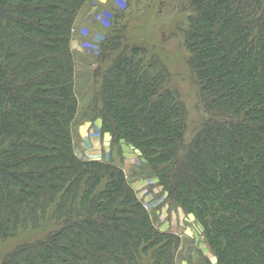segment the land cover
<instances>
[{
  "label": "trees",
  "instance_id": "trees-1",
  "mask_svg": "<svg viewBox=\"0 0 264 264\" xmlns=\"http://www.w3.org/2000/svg\"><path fill=\"white\" fill-rule=\"evenodd\" d=\"M181 2L177 28L205 116L193 132L160 56L125 42L126 11L106 23L98 50L85 49L100 89L82 113L73 43L96 0H0V243L56 226L1 264H177L181 238L155 225L124 170L76 152L81 114L100 120L113 154L139 152L216 264H264V8Z\"/></svg>",
  "mask_w": 264,
  "mask_h": 264
},
{
  "label": "rangeland",
  "instance_id": "rangeland-1",
  "mask_svg": "<svg viewBox=\"0 0 264 264\" xmlns=\"http://www.w3.org/2000/svg\"><path fill=\"white\" fill-rule=\"evenodd\" d=\"M114 1L115 0H112L111 2V0H108L106 4L102 3L104 6L96 2L97 5L96 8H93V14L89 25L86 23L85 25L79 26V28H81L79 30L83 28L86 29L88 35L85 36L82 34V36H76V40H80V42H78L79 44L85 43L88 45L91 43L96 47L98 41L101 40L103 36L107 35V30L110 28H106V26H103V24L97 20V14L102 13L106 15L107 22L115 25L117 23L115 21V11H126V14L121 17L120 21V23L128 24L126 30L127 39L125 42H137L142 44V46L149 51L146 52L144 50L147 56L154 53L160 56V63L165 67L170 76V86L178 92L179 98L185 107L188 129L193 132V130L201 125L205 116L199 106L198 89L192 81L189 67L185 62V59H187V52L183 48V32L177 28L178 25L182 27L185 22V14L181 12L182 0H127L125 8L122 9L118 7L117 3L114 4ZM261 2L264 8V0H261ZM159 7H162L160 12ZM87 10H89V7L82 13V19H85L84 14L86 18L88 17ZM81 18L79 21H81ZM90 24L97 26L95 31H93V29L89 30L91 27ZM163 40L166 42L164 43ZM125 42L123 45H125ZM89 49L94 51V48ZM76 53V92L80 102H83L82 107H80L82 108L80 112H86L85 105L93 98L95 91L100 89V85L96 84V82L89 77L90 72L96 70L98 63L95 57L90 56V52H88V54L87 52L81 53V51ZM93 131L94 130L89 132L87 136L80 137V139L76 137L75 139L74 146L76 152H79L88 159H92L90 151L94 149V142L92 139H95L96 136L93 135ZM125 146L130 150V153H132L126 157L131 159L129 160L130 163H132L131 174L135 177L130 179L128 178L129 176H127V178L132 183L133 187L136 178H142L141 187L139 189L134 187L138 191L139 196H141L143 187L148 183L151 177L149 176V171L145 169L144 164L139 160V152L127 145ZM122 153H124V148H122ZM99 157L100 160L104 162L112 161V163L119 167L123 165L121 167L122 169L126 162L125 155L123 157V155L119 153L113 154L111 149L105 150ZM149 188L153 191V197L156 198L157 196V198H161L164 196V193L157 187L156 183L149 186ZM154 190L159 191L156 193ZM167 206L166 213L170 210V212L174 214L175 219L171 221L172 225L165 226V223H167L169 219L162 208L157 212H153L152 218L155 225L161 230L172 232L181 238V246L177 251L176 257L177 264H207L208 261L211 264H216V259L206 246L202 230L196 224L194 217L185 214L181 209L175 206ZM55 229L56 226L51 223L41 226L38 229L22 230L17 235L5 239L0 243V264L18 247L41 241ZM145 260L148 261V258L146 257Z\"/></svg>",
  "mask_w": 264,
  "mask_h": 264
},
{
  "label": "crops",
  "instance_id": "crops-1",
  "mask_svg": "<svg viewBox=\"0 0 264 264\" xmlns=\"http://www.w3.org/2000/svg\"><path fill=\"white\" fill-rule=\"evenodd\" d=\"M107 1L108 0H96L97 4H100V5H102V3L106 4ZM111 2H112V0H111ZM102 6H104V5H102ZM82 18H81V21H78V25L79 26H81L83 24L85 25V23L83 21L84 19H82ZM84 18H86L85 14H84ZM90 25H91V27L89 28V30L93 29V31H95V28H97V26L96 25H92V24H90ZM96 33H98V32H96ZM86 35H88V32H87ZM76 39L77 38H75V42L73 43V49L76 50V51H79V52L81 51V53H85L86 50L82 48L83 44H79L78 42H80V40H76ZM82 103L83 102L81 101L80 102V107H82ZM80 109H82V108H80ZM99 125L101 126V122H100L99 119L93 120V117L92 116H90V115H86V116L84 115L83 116L81 114V116H79V118H78L77 125L75 127V136L78 139H80V137L82 138L84 136H87L89 132H92V130H95V128L98 127ZM92 140L94 142V149L92 151H90L92 159H95V160L97 158L100 159L99 156L102 155L105 150L111 149V136L108 133L101 134V137L100 138H96L95 137V139H92ZM122 148H124L123 157L125 155V161H126L125 162V165H124V168H123L124 169V172L126 173L127 176H129L128 178H130V179L132 178L133 179L135 177L133 176V174H131V172H132V169H131L132 168V163H130V161H129L131 159H129V158L126 157V156H129L132 153H130V150L127 149L125 145L124 146L122 145ZM122 166L123 165H121V167ZM141 185H142V178H136V181L134 183V187L136 189H139L141 187ZM167 205L168 204H166L162 208V210L165 213H166V208L168 207ZM166 215L168 216L169 221L167 220L168 222L165 223L166 225L165 224L164 225L165 226L172 225V222L171 221H174V219H175L173 212H170V210H168V212L166 213ZM165 220H166V217H165ZM179 220H181V219H179Z\"/></svg>",
  "mask_w": 264,
  "mask_h": 264
},
{
  "label": "built area",
  "instance_id": "built-area-1",
  "mask_svg": "<svg viewBox=\"0 0 264 264\" xmlns=\"http://www.w3.org/2000/svg\"><path fill=\"white\" fill-rule=\"evenodd\" d=\"M114 2L115 4L117 3L118 7L121 9L125 8L127 4V0H115ZM97 20L100 21L104 25H106L107 23L106 15H103L102 13L98 14ZM89 48L91 49L94 48V50H98L96 49L98 47L93 46L91 43L88 45L85 43L83 44V49L88 50ZM93 133H94L93 135L96 136V138H99L101 136V126L99 125L98 127H96ZM152 184H154V181L149 180L148 183L143 187V190L141 193V197L146 198L144 201L145 202L144 208L149 212L161 208L166 203V198H167L165 194L161 198L153 197V191H151V188H149V186H151ZM154 192H156V190H154Z\"/></svg>",
  "mask_w": 264,
  "mask_h": 264
}]
</instances>
